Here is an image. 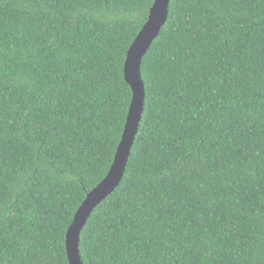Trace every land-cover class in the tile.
Masks as SVG:
<instances>
[{"label": "trees", "instance_id": "obj_1", "mask_svg": "<svg viewBox=\"0 0 264 264\" xmlns=\"http://www.w3.org/2000/svg\"><path fill=\"white\" fill-rule=\"evenodd\" d=\"M155 0H0V264H69L109 174ZM122 183L84 264H264V0H172Z\"/></svg>", "mask_w": 264, "mask_h": 264}, {"label": "water", "instance_id": "obj_2", "mask_svg": "<svg viewBox=\"0 0 264 264\" xmlns=\"http://www.w3.org/2000/svg\"><path fill=\"white\" fill-rule=\"evenodd\" d=\"M171 1H154L146 24L127 53L124 76L132 91V101L128 110L124 133L109 174L88 194L67 231L66 252L69 264H84L80 254L81 234L95 209L116 191L125 176L145 111L146 87L142 77L143 59L168 22Z\"/></svg>", "mask_w": 264, "mask_h": 264}]
</instances>
